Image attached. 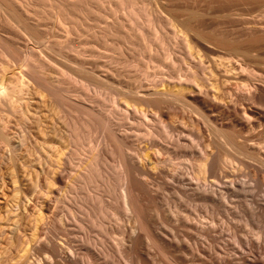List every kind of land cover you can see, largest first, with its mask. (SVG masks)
Here are the masks:
<instances>
[{
    "label": "bare ground",
    "instance_id": "obj_1",
    "mask_svg": "<svg viewBox=\"0 0 264 264\" xmlns=\"http://www.w3.org/2000/svg\"><path fill=\"white\" fill-rule=\"evenodd\" d=\"M0 19L5 264H264V0H0Z\"/></svg>",
    "mask_w": 264,
    "mask_h": 264
},
{
    "label": "rangeland",
    "instance_id": "obj_2",
    "mask_svg": "<svg viewBox=\"0 0 264 264\" xmlns=\"http://www.w3.org/2000/svg\"><path fill=\"white\" fill-rule=\"evenodd\" d=\"M3 27H6L5 26V22H4V20H2V19H0V29L1 28H3ZM21 43H23V40H20V44ZM98 74H100V72H98ZM100 76H101V78L105 81V82H110V80H109V76H107L105 73H102V74H100ZM103 89V88H102ZM101 89V90H102ZM105 89V90H104ZM103 90H104V93L102 92V94H101V96H108L109 95V92H108V89L107 88H104ZM102 90V91H103ZM51 107V106H50ZM45 109H47V110H49V112H50V114H51V117H53V123H54V127H55V129H56V131L59 133V134H62V123H61V125H60V123H59V119L57 118V115L55 116V114H54V112L51 110V109H49V107H46ZM246 166V167H245ZM237 167H239L238 169H236ZM236 168H235V171L237 172V173H239L240 175L241 174H248V175H251V173H252V175L250 176V179H251V177H258V170H256L255 168H252V166L250 167V166H248V165H244V166H242V165H237L236 166ZM252 169H255V171H253ZM238 170H239V172H238ZM255 172H256V174H255ZM254 173V174H253ZM261 174V173H260ZM254 175V176H253ZM255 177H254V179H255ZM260 179H262V176L260 175ZM262 189H264V182L262 183ZM3 235V233L2 232H0V253L1 252H3V244H1V243H3V240H2V236ZM61 238H59L58 240L59 241H61L60 240ZM8 257L9 256H2L1 257V259H0V263L1 264H5V262L7 261V259H8ZM19 264V263H18Z\"/></svg>",
    "mask_w": 264,
    "mask_h": 264
}]
</instances>
